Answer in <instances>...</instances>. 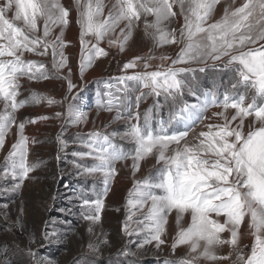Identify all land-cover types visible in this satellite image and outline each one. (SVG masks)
<instances>
[{
    "label": "snow or ice",
    "instance_id": "1",
    "mask_svg": "<svg viewBox=\"0 0 264 264\" xmlns=\"http://www.w3.org/2000/svg\"><path fill=\"white\" fill-rule=\"evenodd\" d=\"M219 2L115 0L105 16L104 0H86L83 5L80 0H74L80 29L78 68L81 79L96 59L109 55V51L101 47L106 38L109 49L125 51L142 17L145 34L150 35L148 30H154L151 35L158 46L183 44L166 68L161 64L156 70L148 71L149 61L155 57L136 56L122 65L120 76L109 77L114 84L101 81L107 91L98 93L97 109L115 111L113 121H123L126 131L104 133L94 129L86 134L77 133L79 142L87 150L74 151V159L70 161L79 176L101 178L102 190L94 192L95 199L82 198L80 205L82 219L88 222L87 231L92 234L94 226L101 224L105 198L117 174L116 163L131 159L134 183L128 193L121 231L129 237L143 233L136 245L138 249L153 243L160 249L167 242L169 216L175 213L177 230L170 245L171 254L175 255L181 246H186L187 251L175 259H166L164 264H201L202 261L218 264L222 260H231L232 264H264V0H244L238 7L226 8L221 19L208 23ZM177 15L184 20L178 37L176 30L168 31L164 27ZM149 16L153 17L151 22L147 19ZM40 21L43 22L42 34ZM70 22V9L61 0H0V102L3 103L0 149L4 148L12 126H17V138L10 146L0 174V180L11 177L14 183L11 187H0V192L18 193L25 181L32 179L30 173L38 166L27 160L29 137L24 134L27 123L64 119L63 132L68 125L88 122L87 114L75 103L79 93L68 100L77 87L72 82V69L65 54V48L71 43L65 39ZM56 28L59 33L53 35ZM49 49L55 72L49 73L42 62L25 59L26 53L47 56ZM159 59L164 61L170 57L161 55ZM141 61L145 70L128 74V70L137 68ZM192 64L199 66L191 67ZM64 69L67 75L63 74ZM211 70L228 71L232 75L198 95L196 87L186 79L187 74L192 73V81H195L196 72ZM21 78L65 80L67 90L62 101L35 92L28 99L18 100ZM185 93L195 97V102L185 100ZM148 97L153 98V104L141 113L140 105ZM44 100L49 106L67 101L66 111L55 112L51 117L26 118L17 124L15 113L19 109L30 101ZM210 107L222 109L213 116L223 123L205 125L207 130L195 134L196 142L189 143V133L194 132L197 123H203ZM165 108L167 119L160 115ZM229 109L233 112L231 116ZM249 117L252 120L245 132V121ZM181 124L183 129L177 127ZM116 136L131 141L134 147L123 150L113 142ZM56 139L61 150L67 147L62 135ZM149 156H155L161 166L154 176L136 180L141 161ZM86 158H90L91 163ZM55 198L53 194L52 199ZM7 209L8 205H4L5 220L9 219ZM23 212L21 206L17 223L22 232ZM186 214L190 216L187 226L183 223ZM134 216L138 217L135 221ZM246 217L249 218V234L254 238L247 254L240 246L241 226ZM133 223L137 227L132 228ZM225 232L230 234L227 239L221 238ZM62 239L66 237L49 232L45 222V230L39 237L40 248ZM36 242L35 233L29 234V243L21 250L28 264H53L39 254V249H33ZM108 243L107 234L101 230V236L95 241L89 240L88 249L99 254L100 247ZM132 243L128 241L122 254L135 255L129 249ZM224 245L232 251L218 255L216 248ZM233 254L235 259H232ZM81 260L85 257L74 258L72 264H80ZM132 264L137 262L134 260Z\"/></svg>",
    "mask_w": 264,
    "mask_h": 264
},
{
    "label": "rangeland",
    "instance_id": "2",
    "mask_svg": "<svg viewBox=\"0 0 264 264\" xmlns=\"http://www.w3.org/2000/svg\"><path fill=\"white\" fill-rule=\"evenodd\" d=\"M86 0H80L83 5ZM115 0H104L106 5L104 15H107L108 9L111 8L112 3ZM244 0H220L216 5L215 11L208 21V23L215 22L222 18L226 8L229 10L234 7L240 6ZM61 3L70 9V24L65 30V39L70 40L78 38L79 36V25L76 23L77 8L74 0H61ZM174 11H178L174 8ZM148 21L151 22L153 17H147ZM41 25V34L43 22H39ZM184 20L182 16L170 19L166 22L164 27L168 31L176 30L175 34L179 36V29L183 26ZM77 30V34L74 32ZM150 35L145 34L144 28V17L138 23V26L133 29L131 39L128 41L125 51L119 52L117 48L113 47L109 49L107 38L101 43V46L109 51L108 56L101 57V64H96L91 68L87 69L84 74V78L81 79L79 76L78 60L80 56L79 51L76 48H66L65 54L68 57L69 66L72 69V82L77 87L73 89L71 95L68 96V100H72V96L81 89V81H92L97 77H108L121 75L122 65L128 60L136 56H147L152 55L155 57L150 60L151 67L148 71L156 70L158 65L163 64L166 68L171 65V60L175 59L183 47V44H165L158 46L156 41L151 35L154 30L149 29ZM59 29L53 30V35H57ZM92 42H95L94 40ZM69 55V56H68ZM166 55L170 57L168 60L161 61L159 57ZM48 61L49 68H52V56L51 50L49 54L45 56ZM189 66V65H176V67ZM191 67H198L199 65L192 64ZM88 70V76L91 79L86 78ZM143 62H139V65L135 69H129L128 73L142 72ZM64 75H67V69L62 70ZM191 76L193 75L192 73ZM187 74L186 79L192 83L197 89L199 95L203 90H211L214 85L220 82L227 81L232 75L230 72H218L217 70H211L207 73L196 72V80L192 81V77ZM95 76V77H93ZM89 81V82H90ZM89 82L83 84V88L89 85ZM27 83L28 91H39L38 93L48 97H54L57 101H62L67 90V82L65 80H54L49 83L38 86ZM185 100L193 98L191 95L185 93ZM149 97L143 102L148 101ZM34 101L30 102L31 105ZM41 105L37 104L34 108H29L27 111L15 114L17 124L19 121L24 119V116L46 114L49 117L53 116L55 112H65L67 107V101L63 104L46 105L48 106L47 111L37 106H43L46 100L41 101ZM3 109V105L0 103V110ZM210 109V108H209ZM208 109V110H209ZM207 110V111H208ZM85 111V110H84ZM83 111V112H84ZM222 111L221 108H211L207 113L205 121L200 124L194 132H191L188 136L189 143H195V134L204 130L206 131L205 125L207 124H221L223 121L214 117V112ZM85 113V112H84ZM97 113L87 112L88 122L81 123L79 125H68L66 130L62 132V125H65L64 119H49L43 120L41 125L29 126L24 129V134L30 137L28 143V154L29 161L34 163L37 162L39 171L34 175L30 174L32 179L26 180L24 187L18 193L12 192H0V264H28L27 258L23 255L22 249H25L29 243V234L35 233L37 242L32 245L33 249H39V254L49 259L53 264H72L74 258L81 256L85 257V260H81L80 264H132L135 260L137 264H164L166 259H175L179 256L184 255L187 251L186 246H181L176 250L175 255H172V249L170 247L172 239L176 233L175 213L169 216L168 232L166 236L167 242L161 245L160 249H156L154 243L152 245L145 246L144 249H138L137 243L143 236V233L133 235L131 237L125 236L121 231L122 223L126 217L125 206L127 203L129 190L133 188L134 178L132 175L131 159L126 160L125 163L117 166L118 175L115 177L114 186L111 193L105 200V209L101 213V224L94 226V232L89 234L88 222L82 219L81 216V203L76 197L75 182L77 178L81 177L77 174V170L73 168L71 148L65 147L61 150L60 144L57 142V136L62 135V138L68 143H71V136L73 131L86 132L91 130H101L109 133L117 132L123 133L122 125L123 121H113V117L116 113ZM205 113V115H206ZM233 114L232 110H228V115ZM252 118L249 117L245 121L244 131L249 130V125ZM44 122V124H42ZM40 124V123H39ZM107 126V127H106ZM17 126L13 125L9 135L6 138V144L3 149H0V174L4 171L5 157L7 156L10 146L16 140ZM76 133H74V136ZM119 143L134 147L133 143L129 140H121L119 136L115 137ZM32 139L36 142L33 143ZM175 147V146H173ZM59 157V158H58ZM146 163V164H145ZM161 165L156 163L155 156H149L145 160L141 161L140 170L136 173L135 179L141 180L144 175L153 173ZM85 178V177H83ZM99 178V177H97ZM96 178V179H97ZM88 179H93L88 177ZM74 182V183H73ZM14 181L9 177L6 180H0V187H11ZM117 183V184H116ZM75 192V193H74ZM53 194L56 195L55 200L52 199ZM4 205H8L9 219H4ZM23 206L24 212L22 215V223L24 230L22 232L19 223H17V217L19 215V208ZM119 209V211H117ZM135 211V209H133ZM138 217H133L135 221ZM142 218V217H141ZM248 217L245 218V223L241 226V232L243 235L240 239V246L243 251L247 254L250 252L253 237L249 234L250 229L247 227ZM45 222H47V230L49 232L55 231L61 237V242L53 243L47 247L40 248L39 237L45 230ZM190 222V216L186 214L184 225ZM15 225V227H13ZM132 228L137 227L134 223L130 225ZM101 230L107 234L109 243L102 245L99 250V254H93L88 249L89 240L95 241L97 237L101 236ZM229 233L225 232L221 234V238H229ZM103 237H101L102 239ZM131 240L133 243L129 245V249L134 256H126L122 254V249L128 245V241ZM247 245V247H244ZM18 246V247H17ZM232 249L228 245L218 246L216 252L218 255L224 256L231 252ZM232 259H235L233 254ZM201 264H210V262H201ZM218 264H232L231 260H222Z\"/></svg>",
    "mask_w": 264,
    "mask_h": 264
},
{
    "label": "crops",
    "instance_id": "3",
    "mask_svg": "<svg viewBox=\"0 0 264 264\" xmlns=\"http://www.w3.org/2000/svg\"><path fill=\"white\" fill-rule=\"evenodd\" d=\"M78 38H79V36H78ZM67 41H70V40H67ZM71 43L70 44H68V46L66 47V48H76L78 51H79V49H80V44H79V40L77 39V38H75V39H71V41H70ZM93 43H95V42H93ZM89 47H91V44H89ZM102 47V46H101ZM65 48V49H66ZM80 52V51H79ZM69 56V55H68ZM25 59H31V60H36V61H38V62H42V63H44L45 65H46V70L49 72V73H52V72H55V69H53V68H49V66H48V61H47V59L45 58V56H37V55H35V54H31V53H26L25 54ZM96 64H101V57H99L98 59H96L95 60V62H94V64L92 65V66H94V65H96ZM90 71H92V70H88V73H87V76H86V78H89V79H91L92 77H89L88 76V74H89V72ZM93 72V71H92ZM133 73V72H132ZM132 73H128V74H132ZM190 75V77H192L191 76V74H189ZM117 76H120V75H116V76H108V77H103V78H101V77H97V78H95V79H93L92 81H86V83H88L89 82V85L88 86H86V87H84L83 88V84H85L86 85V83L85 82H83V81H81V89L80 90H78L74 95H76L77 93H79V99H78V101H76L75 103H77V105H78V107L82 110V111H84L85 113H87V112H94V113H98V111H99V113H105V114H108L107 112L108 111H103V110H98L97 109V102H98V100H100V96L98 95V93H103V92H105V91H107V88H106V86H105V84L104 83H102L101 81H109V77H117ZM93 77H95V76H93ZM54 80H61V79H47V80H39V81H36V80H33V81H28L26 78H21V81H20V83L22 84V87H21V89L19 90L20 91V94L18 95V97H17V99L18 100H25V99H28V98H30L31 97V95H32V93H38L37 91H28L27 90V83H31V84H34L33 86H38V88H42L41 87V85H43L44 83H49V82H52V81H54ZM63 81V80H62ZM109 83H115L114 81H109ZM40 93V92H39ZM38 93V94H39ZM135 95V94H134ZM134 95H133V99H134ZM192 96V95H191ZM193 97V96H192ZM105 99H106V97H105ZM157 99H159V98H157ZM187 101L188 102H190V103H192V102H195V97H193L192 99L191 98H188L187 99ZM30 102H32V101H30ZM30 102L29 103H27L23 108H21V109H19L15 114H17V113H21V112H23V111H27V109H29V108H34V106L35 105H37V104H39V105H41V104H43V103H36V102H34V103H32L31 105H28V104H30ZM1 103V105H3V103L2 102H0ZM153 104V98L152 97H149V99H148V101H146L145 103H141V105H140V111H141V113H143L146 109H148L151 105ZM46 105H48V104H44L43 106H37V107H39V108H41V109H43V110H46L47 111V109H48V106H46ZM211 108H215V107H210V109ZM210 109L207 111V113H209V111H210ZM109 113H115V111H113V112H109ZM207 113H206V115H205V118H206V116H207ZM48 116V115H46V114H42V111L39 113V115H32V116H24V119L23 120H25L26 118H31V117H37V116ZM161 118H164V119H167V116H168V110H167V108H165V109H163L162 110V112H161ZM204 118V119H205ZM205 120H203V122H204ZM41 122L42 121H38L37 123H35V124H32V123H27L26 125H25V128L26 127H31V126H36V124L37 125H41ZM40 123V124H39ZM42 124H44V122L42 123ZM200 124H202V123H197L195 126H194V130L200 125ZM153 125L154 126H156V122L155 121H153ZM126 124L125 123H123V125H122V129H123V131L125 132L126 131ZM177 127H179L180 129H183V125L181 124V125H177ZM98 131H101V130H99V129H97ZM91 131H93V130H91ZM91 131H86V132H76V131H73V134H72V136H71V143H68L67 145H68V147L69 148H71V150H72V153L74 152V151H86L87 149H85L84 147H83V145L79 142V138L77 137V133H84V134H86V133H88V132H91ZM101 132H104V133H109V132H106V131H101ZM74 133H76V135L74 136ZM191 133V132H190ZM190 133H189V135H190ZM30 137H29V141H30ZM32 142H33V139H32ZM113 142L114 143H116L117 145H120L121 147H122V149L123 150H125V151H129V150H131L132 149V147L131 146H129V145H125V144H121V143H119V141L115 138V137H113ZM29 143V142H28ZM27 160H28V163L29 164H37V162H34V163H32V162H30L29 161V154H28V157H27ZM86 160H87V162H89V163H91V160H90V158H86ZM126 162V160H121V161H119V162H117L116 163V168H117V166L118 165H120V164H123V163H125ZM4 165H5V163H4ZM39 166H37L36 168H35V170L33 171V172H31L30 174L31 175H34L35 173H37L38 171H39ZM159 168V167H158ZM118 171V170H117ZM155 173H156V170L153 172V173H151V174H147V175H144V177L143 178H141V180L142 179H144L145 177H149V176H154L155 175ZM118 175V173L116 174V176ZM115 176V177H116ZM115 177H114V180H115ZM74 183V182H73ZM74 188H75V190H73V191H76L77 193L75 194L76 195V197H77V199H78V201L80 202V203H82V198H89V199H95V195H94V192H99V191H101L102 190V188H103V185H102V183H101V178H97V179H88V178H83V177H79V178H77V181L75 182V184H74ZM113 186H114V181H112L111 182V187H110V191L108 192V194H107V196L111 193V191H112V189H113ZM75 193V192H74ZM107 196H106V198H107ZM106 198H105V200H106ZM81 208V207H80Z\"/></svg>",
    "mask_w": 264,
    "mask_h": 264
},
{
    "label": "bare ground",
    "instance_id": "4",
    "mask_svg": "<svg viewBox=\"0 0 264 264\" xmlns=\"http://www.w3.org/2000/svg\"><path fill=\"white\" fill-rule=\"evenodd\" d=\"M77 34V30L74 32V35ZM192 97V96H191ZM192 99V98H191ZM146 164V163H145ZM114 181V180H113ZM117 184V183H116Z\"/></svg>",
    "mask_w": 264,
    "mask_h": 264
}]
</instances>
